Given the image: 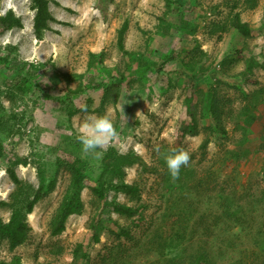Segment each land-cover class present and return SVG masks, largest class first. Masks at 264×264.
<instances>
[{
  "label": "rangeland",
  "instance_id": "rangeland-1",
  "mask_svg": "<svg viewBox=\"0 0 264 264\" xmlns=\"http://www.w3.org/2000/svg\"><path fill=\"white\" fill-rule=\"evenodd\" d=\"M49 8L54 21L38 39L32 0H0V16L11 10L23 22L0 35V57L16 47L0 63V99L14 115L0 135L20 160L23 182L37 188L56 179L27 216L25 243L10 250L0 239V262L194 264L201 251L214 264H264V0H49ZM237 13L251 35L235 34ZM124 21L128 57L117 45ZM92 53L100 57L90 68ZM62 74L75 77L67 83ZM121 75L123 84L114 79ZM87 83L81 95L65 98ZM190 89L198 132L178 148L191 159L173 181L164 156L176 149L174 128ZM104 115L118 135L102 151L130 154L125 180L140 189L136 197L108 191L107 199L142 206L145 223L105 209L85 188L83 210L54 235L70 184L56 159L69 151L97 173L104 157L85 156L74 140L88 117ZM15 188L0 163V202ZM11 213L0 205L4 222Z\"/></svg>",
  "mask_w": 264,
  "mask_h": 264
},
{
  "label": "trees",
  "instance_id": "trees-1",
  "mask_svg": "<svg viewBox=\"0 0 264 264\" xmlns=\"http://www.w3.org/2000/svg\"><path fill=\"white\" fill-rule=\"evenodd\" d=\"M33 8L35 9L34 16V34L36 38L41 39L43 33L48 30L49 23L54 21L49 8V0H32ZM232 29L236 35L247 37L251 35L252 28L248 23L241 22L239 14H235L231 22ZM22 19L13 11H8L0 16V35L13 28H22ZM129 29L128 21H124L117 31V45L124 56L128 57L129 52L125 48V38ZM9 54L5 57H0V63L6 66L8 64V56H10L16 47L9 46ZM102 54V53H101ZM100 57L94 53L91 54L90 68L94 66V60ZM103 62V61H102ZM10 68V67H9ZM1 76V73H0ZM67 83H70L75 75L62 74ZM115 81L123 84L127 79V75L116 77ZM23 81H28L27 77L22 78ZM93 83H87L81 87L80 85L75 89H68L65 98L70 100L81 95ZM20 90L25 87L20 84L17 85ZM93 85L92 87H94ZM197 95L195 91L190 89L186 93L184 100V113L178 118L174 128V147L176 149L181 147L183 140L187 136L196 135L198 132V117H197ZM77 110L70 111L69 115H73ZM14 117L8 113L0 99V133L8 126V121ZM78 148L80 142L74 140ZM65 156H58L56 163L59 166L65 167L70 174V184L67 192L60 204L57 215L55 216L52 233L59 235L65 230L67 219L74 214H78L83 210V201L81 193L85 188H89L91 192L102 202L105 209L112 210L115 213L129 217L133 222L140 225L145 223V218L142 215L143 207H133L127 204L116 201H108L107 192L115 191L136 197L139 193V187L135 184H129L125 180L124 168L133 164L131 155H120L113 147L103 152V161L97 173L89 165V163L81 156L65 151ZM19 158L13 154H8L3 144V139L0 135V163L5 165L6 173L15 185V190L11 194L8 202H0V205L9 206L11 208V218L9 222H4L0 218V239L7 241L10 250L16 249L18 246L25 243L28 239L31 227L27 222V216L33 211L35 205L48 193H50L56 185V179L42 180L40 185L36 188L30 184L23 182L15 170L16 165L19 164ZM91 243L96 244L100 240L99 233L95 232V226L92 229ZM124 234L129 233L122 230ZM180 256L183 255V250L177 249ZM176 250V251H177ZM85 254L83 258H87ZM194 264H214L205 252L199 251L196 256ZM0 264H10L6 261H1Z\"/></svg>",
  "mask_w": 264,
  "mask_h": 264
},
{
  "label": "clouds",
  "instance_id": "clouds-1",
  "mask_svg": "<svg viewBox=\"0 0 264 264\" xmlns=\"http://www.w3.org/2000/svg\"><path fill=\"white\" fill-rule=\"evenodd\" d=\"M140 113H137L139 115ZM118 135L112 121L107 115L90 116L79 128L77 136L82 145L85 156L94 153V158L99 160L103 157V149ZM100 149L101 151H97ZM190 155L183 149H173L170 154L164 156V160L173 181L179 179L180 170L190 162Z\"/></svg>",
  "mask_w": 264,
  "mask_h": 264
},
{
  "label": "bare ground",
  "instance_id": "bare-ground-1",
  "mask_svg": "<svg viewBox=\"0 0 264 264\" xmlns=\"http://www.w3.org/2000/svg\"><path fill=\"white\" fill-rule=\"evenodd\" d=\"M97 11V10H96Z\"/></svg>",
  "mask_w": 264,
  "mask_h": 264
}]
</instances>
